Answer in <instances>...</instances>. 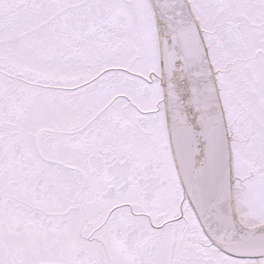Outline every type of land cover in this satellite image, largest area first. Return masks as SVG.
<instances>
[{"label": "snow or ice", "instance_id": "obj_1", "mask_svg": "<svg viewBox=\"0 0 264 264\" xmlns=\"http://www.w3.org/2000/svg\"><path fill=\"white\" fill-rule=\"evenodd\" d=\"M0 264H264V0H0Z\"/></svg>", "mask_w": 264, "mask_h": 264}]
</instances>
